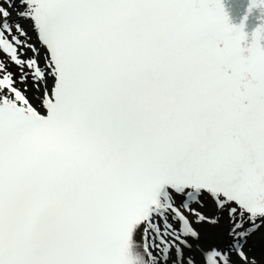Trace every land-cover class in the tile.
<instances>
[{"label":"snow or ice","instance_id":"1","mask_svg":"<svg viewBox=\"0 0 264 264\" xmlns=\"http://www.w3.org/2000/svg\"><path fill=\"white\" fill-rule=\"evenodd\" d=\"M243 27L222 0H0V264H264Z\"/></svg>","mask_w":264,"mask_h":264},{"label":"bare ground","instance_id":"2","mask_svg":"<svg viewBox=\"0 0 264 264\" xmlns=\"http://www.w3.org/2000/svg\"><path fill=\"white\" fill-rule=\"evenodd\" d=\"M253 240L256 243L257 247H264V237L257 234L253 237Z\"/></svg>","mask_w":264,"mask_h":264}]
</instances>
